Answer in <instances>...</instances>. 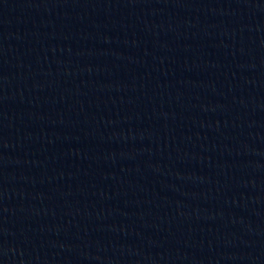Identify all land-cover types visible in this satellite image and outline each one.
<instances>
[{
	"label": "water",
	"instance_id": "95a60500",
	"mask_svg": "<svg viewBox=\"0 0 264 264\" xmlns=\"http://www.w3.org/2000/svg\"><path fill=\"white\" fill-rule=\"evenodd\" d=\"M0 264H264V0H0Z\"/></svg>",
	"mask_w": 264,
	"mask_h": 264
}]
</instances>
